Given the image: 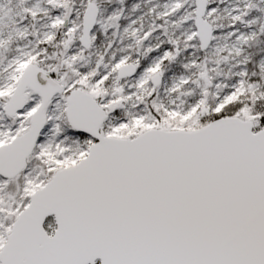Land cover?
Listing matches in <instances>:
<instances>
[{
  "label": "snow or ice",
  "instance_id": "1",
  "mask_svg": "<svg viewBox=\"0 0 264 264\" xmlns=\"http://www.w3.org/2000/svg\"><path fill=\"white\" fill-rule=\"evenodd\" d=\"M0 264H264V0H0Z\"/></svg>",
  "mask_w": 264,
  "mask_h": 264
}]
</instances>
